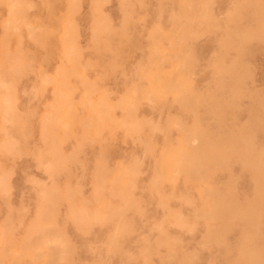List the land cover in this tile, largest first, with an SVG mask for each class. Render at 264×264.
<instances>
[{"label": "rangeland", "instance_id": "374dc122", "mask_svg": "<svg viewBox=\"0 0 264 264\" xmlns=\"http://www.w3.org/2000/svg\"><path fill=\"white\" fill-rule=\"evenodd\" d=\"M0 82V264H264V0H0Z\"/></svg>", "mask_w": 264, "mask_h": 264}, {"label": "bare ground", "instance_id": "6f19581e", "mask_svg": "<svg viewBox=\"0 0 264 264\" xmlns=\"http://www.w3.org/2000/svg\"><path fill=\"white\" fill-rule=\"evenodd\" d=\"M17 65V64H16ZM13 69V68H12ZM15 71V70H14ZM1 83V82H0ZM6 96V95H5ZM7 99H8V97H7ZM10 102V100H7V102ZM5 104V103H4ZM9 106H11V105H9ZM6 107V106H5ZM9 108H12V107H8L7 108V110L9 109ZM7 114H9L8 112H7ZM9 116V115H8ZM13 142V141H12ZM8 145H10V143L8 144ZM15 145V144H14ZM8 148H10V147H8ZM8 189V180H7V178L6 177H0V190L1 191H6ZM0 191V193H2ZM3 193H5V192H3Z\"/></svg>", "mask_w": 264, "mask_h": 264}]
</instances>
